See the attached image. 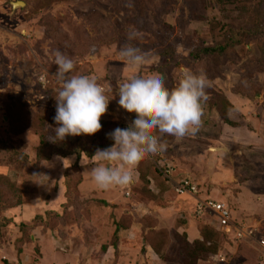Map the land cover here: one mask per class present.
Listing matches in <instances>:
<instances>
[{"label":"rangeland","instance_id":"1","mask_svg":"<svg viewBox=\"0 0 264 264\" xmlns=\"http://www.w3.org/2000/svg\"><path fill=\"white\" fill-rule=\"evenodd\" d=\"M18 2L24 5L15 7ZM231 11L225 0H0V264H182L188 250L175 238L186 227L191 239L205 232L225 256L221 261L215 252L203 254L198 264H264L254 241L205 228L209 219L195 217L193 199L177 196L155 169L174 165L178 179L190 176L202 197L225 202L235 221L264 237V38L245 36L221 55L189 59L194 48L223 39L222 23L252 25L239 16L226 19ZM263 11L264 0L261 16ZM127 43L149 54L143 66L121 58ZM57 50L113 98L104 120L128 125L130 113L116 95L119 84L161 75L158 70L176 52L181 65L172 70L168 63V85L169 77L179 82L188 68L205 77L207 100L222 102L225 94L232 107L223 121L217 108L203 104L195 135H162L165 150L147 158L154 165L149 184L140 179L139 164L131 184L100 190L91 179L93 158L82 155L79 195L65 211L64 182L76 155L37 158L41 137L51 142L57 127ZM41 122L44 134L36 130ZM149 229L161 238L166 234L161 253L171 263L146 245Z\"/></svg>","mask_w":264,"mask_h":264},{"label":"clouds","instance_id":"2","mask_svg":"<svg viewBox=\"0 0 264 264\" xmlns=\"http://www.w3.org/2000/svg\"><path fill=\"white\" fill-rule=\"evenodd\" d=\"M129 39H132L131 37ZM148 53L125 44L120 56L139 68ZM55 73L60 88L55 96L56 114L53 142L68 136H92L101 131V118L108 112L110 98L93 76L75 71V62L60 50L54 54ZM207 81L202 74L183 69L182 78L173 88L166 86L159 74L132 76L118 86L119 106L135 114L127 128L117 127L108 133L114 143L97 149L92 156L95 166L91 179L100 190L126 187L134 181V170L149 157L165 150L160 137L164 134L178 139L195 135L202 126L203 103Z\"/></svg>","mask_w":264,"mask_h":264},{"label":"trees","instance_id":"3","mask_svg":"<svg viewBox=\"0 0 264 264\" xmlns=\"http://www.w3.org/2000/svg\"><path fill=\"white\" fill-rule=\"evenodd\" d=\"M229 5L232 6V11L230 12L231 15H226V19H233V18H243V19H248L249 22H252L251 26L248 24H245L243 26L240 25H235L233 22H230L228 24L222 23L221 26L224 28L222 30L223 33V39L217 42L215 45L212 46H205V47H196L194 48L189 56V59H192V63L199 61L201 58H208L209 55H214L215 57L217 55L223 54L227 48H229L232 45L240 44L242 40L245 38V36L251 37V36H257V38H264V11L261 16L260 13V5L261 1L263 3V0H225ZM234 13H238L234 15ZM176 52V51H175ZM178 53H173V58H170L168 60V63H171L172 65V70L176 69L179 67L181 64H179V58H177ZM187 59V58H186ZM168 63H165V66H162L158 71L160 72L161 76L164 78L166 86H169L168 88H173L175 87L178 82H174L171 78V83L168 85V73L165 72V68L171 67ZM220 94L219 91H216V93L213 95ZM222 94V93H221ZM223 96V95H222ZM210 100V101H208ZM206 100L203 104H206L210 109L214 110L217 108L219 112L221 113V116L223 118V121H225V113H227L228 109L232 107V104L224 94L223 96V103L218 100V98H211ZM128 119L130 122L135 119V114H129ZM101 124H102V129L98 133L92 136L88 135H81V136H75L72 140L65 138L63 141H56V142H49L45 137H41L40 143L37 147V158L38 160H46L50 158V155L59 154L63 156L67 155H76L77 161L71 165L68 169V174L69 177L66 176L65 179V197L67 198V201L63 204L64 210H68V206L73 204L79 195V185L82 182V174L80 171V165H79V160L82 155H86L88 157H92L96 150L99 149H104L107 147H110L114 141L109 139L108 133L114 131L117 127L119 128H127L128 125H122L117 122H113L111 120H104L101 118ZM238 124L235 123L234 126H237ZM41 126L36 127L37 132H40L44 134V128H43V123L41 122L40 124L36 125ZM48 151V152H47ZM161 158V157H160ZM159 159V158H158ZM155 164V163H154ZM149 165H152L153 168V163L151 160L145 159L140 163V170H139V177L142 180H146L147 183L149 184L150 182V175L148 174V169ZM155 169L158 175L162 178V180L167 184L168 187L171 189L173 188V183L166 178L163 173L159 170V168L155 164ZM73 172L71 174L70 172ZM165 187V186H164ZM163 190V187H160ZM5 191H3L4 195H7L6 192L10 191L8 188H4ZM5 196H3L4 198ZM207 197H212V196H207ZM214 198V197H213ZM104 204L109 205L108 201L103 200L102 201ZM230 208V206H228ZM193 209H194V203H193ZM231 212L232 209L230 208ZM52 212V211H51ZM195 213V211L193 210ZM55 213L54 211L52 214ZM233 215V212H232ZM207 216V221H205V228H212L216 230V232L223 234L226 237H233L232 235H228L222 231H220L217 228V221L216 218L213 216L204 215V216H197L195 214V217L198 219H205ZM52 217V216H51ZM185 218V217H184ZM183 219V218H182ZM184 225L187 224L185 220L183 219ZM23 225V224H22ZM189 227H186V230L183 229L184 231H177L176 234H178V237L175 239L180 240L181 246H183V250L185 249L188 250L184 260L182 261V264H198L199 260L203 258V254H218L216 253V246L211 242H209L208 239H206V234L205 232L203 235H195L193 238H190V234L188 231ZM163 232V231H161ZM181 232V233H180ZM159 232L156 231L155 229H149L144 235V239L146 242V245L152 248V250L162 257V260L165 262L171 263L172 259H168V257L165 255H162L161 249L165 245V237L161 238ZM210 244V245H208ZM110 246L115 248V252L117 253L118 250L116 249V242H112ZM146 246V247H147ZM109 246H105L104 248L107 250Z\"/></svg>","mask_w":264,"mask_h":264},{"label":"built area","instance_id":"4","mask_svg":"<svg viewBox=\"0 0 264 264\" xmlns=\"http://www.w3.org/2000/svg\"><path fill=\"white\" fill-rule=\"evenodd\" d=\"M163 175L173 183V191L179 197L191 198L194 201V211L197 216H213L217 220V228L232 235L238 241H254L259 251H264V237L258 238L255 229L235 221L228 205L213 197H202L199 185L188 175L177 178L174 165L162 164ZM264 256V255H263ZM216 260L225 261L223 254H218Z\"/></svg>","mask_w":264,"mask_h":264},{"label":"water","instance_id":"5","mask_svg":"<svg viewBox=\"0 0 264 264\" xmlns=\"http://www.w3.org/2000/svg\"><path fill=\"white\" fill-rule=\"evenodd\" d=\"M19 4L18 5H24V3L23 2H18ZM15 6V5H14ZM15 7H17V6H15Z\"/></svg>","mask_w":264,"mask_h":264},{"label":"bare ground","instance_id":"6","mask_svg":"<svg viewBox=\"0 0 264 264\" xmlns=\"http://www.w3.org/2000/svg\"><path fill=\"white\" fill-rule=\"evenodd\" d=\"M19 3H14L15 6H18Z\"/></svg>","mask_w":264,"mask_h":264},{"label":"crops","instance_id":"7","mask_svg":"<svg viewBox=\"0 0 264 264\" xmlns=\"http://www.w3.org/2000/svg\"><path fill=\"white\" fill-rule=\"evenodd\" d=\"M152 261V260H151ZM163 264H165V263H163Z\"/></svg>","mask_w":264,"mask_h":264}]
</instances>
